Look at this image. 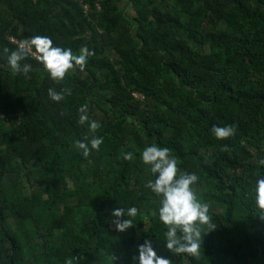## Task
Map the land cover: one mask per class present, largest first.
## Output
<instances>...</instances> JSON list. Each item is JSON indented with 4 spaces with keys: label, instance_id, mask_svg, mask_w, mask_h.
<instances>
[{
    "label": "trees",
    "instance_id": "obj_1",
    "mask_svg": "<svg viewBox=\"0 0 264 264\" xmlns=\"http://www.w3.org/2000/svg\"><path fill=\"white\" fill-rule=\"evenodd\" d=\"M35 35L92 55L60 83L27 52V74H11L3 49ZM50 88L71 94L53 102ZM80 105L103 137L87 158L73 146L93 135ZM213 124L235 134L217 140ZM154 142L209 202L198 258L156 245L164 228L139 159ZM260 159L264 0H0V264H130L145 235L170 264H264L249 192ZM133 205V225L117 231L111 210Z\"/></svg>",
    "mask_w": 264,
    "mask_h": 264
},
{
    "label": "clouds",
    "instance_id": "obj_2",
    "mask_svg": "<svg viewBox=\"0 0 264 264\" xmlns=\"http://www.w3.org/2000/svg\"><path fill=\"white\" fill-rule=\"evenodd\" d=\"M26 48L34 50L35 58L42 70L46 71L48 78L55 83L63 81L76 66L83 70L87 57L92 55L91 51L84 48L80 49V54H74L71 48L57 46L48 36L35 35L20 41L14 50L3 49L7 53V66L11 74L26 75L29 71V66L21 63L25 58ZM70 94L68 89L62 88L60 91L48 89V97L53 102H59L65 95ZM140 97L143 99V96ZM77 113V124L86 123L88 132L93 133L91 136L73 141V146L80 155L87 158L90 151L99 150L103 137L94 134L99 123L90 119L86 105H80ZM210 133L217 140L227 139L235 134V125L213 124ZM121 156L123 160L128 161L133 159L134 153L122 151ZM139 159L153 176L144 187L157 198L155 215L164 228V239L162 242L156 239V245L177 256L185 254L198 258L202 235L213 231L206 230L211 227L209 202L197 198L194 190L199 177L193 172L181 171L177 167L176 157L170 154L169 148L159 146L155 142L139 151ZM258 164L264 168V159H260ZM249 192L256 216L264 219V175L257 176ZM137 211L134 205L127 208L115 207L110 212L111 223L117 231H124L133 225ZM122 216L125 218L121 219ZM130 264H170V260L167 256L158 255L153 239L145 235L142 242L136 245L135 254L130 257Z\"/></svg>",
    "mask_w": 264,
    "mask_h": 264
},
{
    "label": "built area",
    "instance_id": "obj_3",
    "mask_svg": "<svg viewBox=\"0 0 264 264\" xmlns=\"http://www.w3.org/2000/svg\"><path fill=\"white\" fill-rule=\"evenodd\" d=\"M12 42L15 43V44H17V45L19 44V42L16 41L15 39H12ZM25 52L31 54L33 57H36V53H34L30 48H26V49H25ZM135 97H136V98H142V97H140V96H138V95H136Z\"/></svg>",
    "mask_w": 264,
    "mask_h": 264
}]
</instances>
